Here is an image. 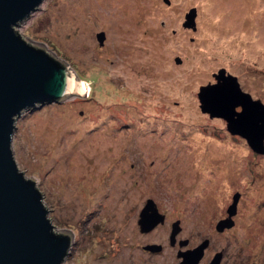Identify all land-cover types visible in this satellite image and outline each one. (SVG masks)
<instances>
[{
	"label": "rangeland",
	"instance_id": "obj_1",
	"mask_svg": "<svg viewBox=\"0 0 264 264\" xmlns=\"http://www.w3.org/2000/svg\"><path fill=\"white\" fill-rule=\"evenodd\" d=\"M191 7L194 29L182 26ZM15 29L87 84L24 111L11 139L54 229L72 234L62 264H177L205 238L198 264L216 252L221 264H264V153L197 96L223 67L264 104V0H42ZM235 192L233 224L218 231ZM147 198L164 221L144 233Z\"/></svg>",
	"mask_w": 264,
	"mask_h": 264
},
{
	"label": "water",
	"instance_id": "obj_2",
	"mask_svg": "<svg viewBox=\"0 0 264 264\" xmlns=\"http://www.w3.org/2000/svg\"><path fill=\"white\" fill-rule=\"evenodd\" d=\"M42 0H0V264H62L72 242L70 230L56 231L47 216L42 193L35 179L26 177L17 168L11 151L15 120L26 110L59 102L72 95H84L85 81L77 80L67 64L42 44L29 42L15 25L26 19ZM169 3L170 0H163ZM196 10L185 13L184 27L195 28ZM98 43L104 32L96 33ZM179 57L175 62L179 63ZM215 82L200 85L199 107L209 116L222 117L231 134L244 137L257 153H264V104L243 91L235 75L219 68L213 73ZM240 107V109H237ZM239 192L232 196L227 216L218 220V231L231 227ZM164 214L147 198L137 223L141 232H148L163 222ZM179 220L171 224L169 242L174 245L180 231ZM185 243L179 240V246ZM209 239L192 248L177 250V264H198ZM158 252L160 244L144 246ZM216 252L207 264H221Z\"/></svg>",
	"mask_w": 264,
	"mask_h": 264
},
{
	"label": "flooded vegetation",
	"instance_id": "obj_3",
	"mask_svg": "<svg viewBox=\"0 0 264 264\" xmlns=\"http://www.w3.org/2000/svg\"><path fill=\"white\" fill-rule=\"evenodd\" d=\"M191 8H192V7H191ZM194 8H195V7H194ZM189 9H190V8H189ZM195 10H196V8H195ZM188 11H189V10H188ZM188 11H187V12H188ZM187 12H186V13H187ZM196 13H197V12H196ZM184 20H185V15H184ZM182 26H183V22H182ZM183 27H184V26H183ZM185 28H187V27H185ZM192 29H194V28H192ZM101 31L104 32V30H101ZM130 33H132V32H130ZM105 38H106V34H105V32H104V40H105ZM104 40H103V43H104ZM103 43H102V44H103ZM102 44H101V45H102ZM213 78H214V77H213ZM214 80H215V78H214ZM163 221H164V220H163ZM161 248H162V245H161ZM176 254H177V252H176ZM207 263H208V262H207ZM207 263H206V264H207Z\"/></svg>",
	"mask_w": 264,
	"mask_h": 264
}]
</instances>
